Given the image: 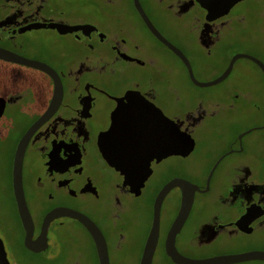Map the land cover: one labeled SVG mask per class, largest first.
<instances>
[{
    "label": "flooded vegetation",
    "instance_id": "1",
    "mask_svg": "<svg viewBox=\"0 0 264 264\" xmlns=\"http://www.w3.org/2000/svg\"><path fill=\"white\" fill-rule=\"evenodd\" d=\"M136 2L0 0V164L13 209L7 246L0 235L6 253L98 264L86 217L108 264L123 253L139 264L169 181L179 183L160 197L150 264H178L165 238L190 187L170 239L179 253L264 250V0ZM175 48L193 75V58L211 79L230 61L216 95L186 92L195 82ZM174 120L191 143L184 153L170 151ZM16 154L25 224L13 189ZM240 262L264 259L226 264Z\"/></svg>",
    "mask_w": 264,
    "mask_h": 264
},
{
    "label": "water",
    "instance_id": "2",
    "mask_svg": "<svg viewBox=\"0 0 264 264\" xmlns=\"http://www.w3.org/2000/svg\"><path fill=\"white\" fill-rule=\"evenodd\" d=\"M136 2V0H135ZM137 3V2H136ZM138 4V3H137ZM177 51H179L177 48H175ZM182 55V53L179 51ZM0 55L6 57L7 52L6 51H0ZM186 66L188 70L189 77L193 82L199 85H205V84H210L214 83L218 80H220L228 71L230 61L225 68V70L216 78L211 79V80H206V81H199L197 80L194 75L192 74L191 67L189 65V62L187 59L182 55ZM174 125V134H173V146L172 148L170 147V151L174 153H184L186 152L190 146L191 143H188L187 136L188 134L184 132L183 130L179 129V122L174 120L173 122ZM190 138V137H189ZM191 140V138H190ZM189 144V145H187ZM20 142L18 144L19 148ZM100 149L102 152H107V149L100 144ZM112 156H109L110 162L114 164L115 167L119 168V163L118 161L114 158H111ZM174 182L179 183L177 181H169L165 183L158 191L157 196L155 198V202L153 204V214H152V222L151 226L149 229V232L146 236L144 246L141 252L139 264H150V258L152 254L153 247L155 245L156 237H157V232H158V208H159V201L160 197L162 194L165 192V190L174 184ZM191 184L189 181H186V185ZM182 186V184H181ZM13 189H14V194L17 202V208L18 212L20 215L21 220L23 223H26V217H29L28 211L26 209L24 199L22 196V190H21V182H20V159L17 157V154L15 155L14 158V166H13ZM181 204L180 208L167 232L166 238H165V251L166 253L171 257L173 261H175L178 264H226L230 262H235V261H240V260H246V259H251V258H263L264 259V250H245V251H240V252H233V253H221V254H213V255H208V256H203V257H189L185 256L181 253H179L174 246L172 245L170 239L173 237V233L175 229L178 227L179 223L181 222L182 218L184 217V214L187 211V208L191 202L192 198V188H189V191H185L182 194L181 197ZM52 214V213H51ZM81 221L85 223V225L88 227V229L91 231L95 244H96V252H97V257H98V264H108V256H107V250L105 246V241L104 238L100 232V230L96 227V225L91 221L88 220L86 217L82 218L79 217ZM31 238L28 235L27 231L24 236V243L31 247L28 243ZM32 241L38 242L39 241V236H37L34 240ZM0 264H10L9 260L6 256V252L3 246V242L0 238Z\"/></svg>",
    "mask_w": 264,
    "mask_h": 264
},
{
    "label": "rangeland",
    "instance_id": "3",
    "mask_svg": "<svg viewBox=\"0 0 264 264\" xmlns=\"http://www.w3.org/2000/svg\"><path fill=\"white\" fill-rule=\"evenodd\" d=\"M193 73L194 77L199 81L210 80L211 76L199 69V60L197 58H193ZM220 81L199 85L195 83H191L187 86L186 92H188L191 96L192 94H201L203 96H214L218 93L220 89ZM1 166V164H0ZM7 175L5 167L1 166L0 169V235L3 237L5 241V245L7 246L6 241V229L11 227L13 224V209L12 205L9 202V197L7 194ZM6 256L10 262V264H41L37 256H32L23 252L19 253H9L7 249ZM208 256V255H207ZM203 257V256H202ZM118 264H134L135 257L131 253H123L121 258H118ZM96 264V262H94ZM154 264H167L162 261H156ZM238 264V263H237ZM240 264H249L247 262ZM255 264V263H252Z\"/></svg>",
    "mask_w": 264,
    "mask_h": 264
}]
</instances>
